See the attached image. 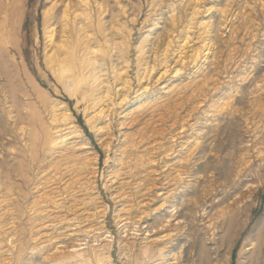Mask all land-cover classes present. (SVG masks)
I'll return each mask as SVG.
<instances>
[{"label": "rangeland", "instance_id": "1", "mask_svg": "<svg viewBox=\"0 0 264 264\" xmlns=\"http://www.w3.org/2000/svg\"><path fill=\"white\" fill-rule=\"evenodd\" d=\"M87 1L0 0V264H264V0Z\"/></svg>", "mask_w": 264, "mask_h": 264}, {"label": "bare ground", "instance_id": "2", "mask_svg": "<svg viewBox=\"0 0 264 264\" xmlns=\"http://www.w3.org/2000/svg\"><path fill=\"white\" fill-rule=\"evenodd\" d=\"M81 2H83V3H86V4H88V1L87 0H80ZM196 1V0H195ZM227 3H228V1H227ZM236 5V4H235ZM68 6V3H67V5L65 4V7H67ZM197 6H198V4H197ZM210 8V7H209ZM211 8H212V6H211ZM68 9H69V6H68ZM68 9H66V10H68ZM229 9V8H228ZM65 10V9H64ZM64 11V14L67 16H69V12H67V11ZM199 11V10H198ZM75 11H73V13H74ZM89 13V12H88ZM77 15H79V13L78 12H75V14H74V18L77 16ZM72 19V18H71ZM53 31V30H52ZM64 32H65V30H64ZM54 35V34H53ZM52 37V36H51ZM186 38H187V36H186ZM184 40H186V39H184ZM186 42H189V40L188 41H186ZM185 42V43H186ZM184 43V44H185ZM72 44V43H71ZM186 45V44H185ZM188 45V44H187ZM59 46V45H58ZM75 46V45H74ZM61 48H65L66 50H67V52H71V56L69 57V58H67V59H62V57H61V61L59 62V64H60V68H62L60 71H61V73H63L64 71H67V70H73V68H74V66H75V62L77 61V59L75 60V58H74V56H73V53H72V51H70V49H71V46L70 45H68V44H66V42L65 41H62L61 42V44H60V48L59 49H61ZM179 48V47H178ZM73 49H74V47H73ZM183 49V48H182ZM185 49V48H184ZM75 50V49H74ZM73 50V51H74ZM182 51V50H181ZM56 52V51H55ZM183 52V51H182ZM154 54V53H153ZM182 54V53H181ZM180 56V55H179ZM178 56V57H179ZM56 58V57H55ZM155 58V57H154ZM163 58H165V57H163ZM167 58V57H166ZM53 60V59H52ZM161 61L157 64V66L158 65H161V69H162V71L160 72V74H159V76H158V78L157 79H159V78H161L162 76H164L166 73H167V71H168V64H167V60L166 59H160ZM149 61V60H148ZM152 61H153V59H152ZM57 62H58V60H57ZM148 63V62H147ZM57 64V63H56ZM58 65V64H57ZM148 65H150V64H148ZM155 68H156V63H154L153 62V64L152 65H150V67H148V66H146V72L147 73H149V71H151V70H155ZM6 71V70H5ZM74 71V70H73ZM75 72V71H74ZM145 72V73H146ZM60 73V74H61ZM75 74V73H74ZM4 75V74H3ZM11 76V75H10ZM144 77H146V76H144ZM13 79V78H12ZM125 82H127L126 81V79L124 80V82H123V85H122V87L121 88H123L124 89V87H125ZM129 83V82H128ZM81 84V83H80ZM130 86V85H129ZM12 87V86H11ZM120 88V89H121ZM105 92H106V89H105ZM107 92L109 93V91H108V89H107ZM106 92V93H107ZM103 96V97H102ZM100 97V96H99ZM105 97H107V94H105L104 95V93H103V95H101V98H105ZM100 99V98H99ZM107 99V98H106ZM101 101H103V100H101ZM100 101V102H101ZM99 101H97V103H98ZM105 102V101H104ZM103 102V103H104ZM102 103V102H101ZM95 104V103H94ZM92 105V104H91ZM106 105V104H105ZM55 107V106H54ZM103 109H104V107H101V109H99V113H101V112H103ZM63 113V112H62ZM56 116V115H55ZM59 120V119H58ZM164 258V257H163Z\"/></svg>", "mask_w": 264, "mask_h": 264}]
</instances>
